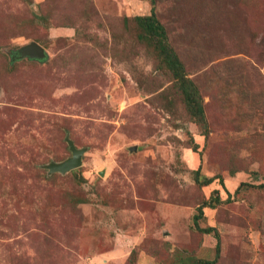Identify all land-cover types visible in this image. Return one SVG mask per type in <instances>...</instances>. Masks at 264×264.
I'll return each instance as SVG.
<instances>
[{"label":"rangeland","instance_id":"374dc122","mask_svg":"<svg viewBox=\"0 0 264 264\" xmlns=\"http://www.w3.org/2000/svg\"><path fill=\"white\" fill-rule=\"evenodd\" d=\"M263 182L264 0H0V264H264Z\"/></svg>","mask_w":264,"mask_h":264},{"label":"trees","instance_id":"16d2710c","mask_svg":"<svg viewBox=\"0 0 264 264\" xmlns=\"http://www.w3.org/2000/svg\"><path fill=\"white\" fill-rule=\"evenodd\" d=\"M133 20L138 24V26L141 28V30L146 36H149L152 40L155 41L154 47L157 50V52L164 57L166 64L178 63L177 58L173 53V50L165 42L166 36L163 28L161 27V25H159L156 22L155 18L151 14L133 16ZM178 86L181 92L183 93L186 106L191 110V112L200 113L199 105H197V103H195L194 100L192 99L193 91L188 90V88L191 87V84L185 79H180V83ZM205 182L206 183L210 182V179H207ZM259 185H264V182ZM198 214H200V209L197 215L196 214L193 215V218H196ZM212 230L213 228L210 226L202 228V232L204 233H209ZM213 233L217 243L218 240L217 234L215 232ZM192 264H212V260L197 259Z\"/></svg>","mask_w":264,"mask_h":264},{"label":"water","instance_id":"95a60500","mask_svg":"<svg viewBox=\"0 0 264 264\" xmlns=\"http://www.w3.org/2000/svg\"><path fill=\"white\" fill-rule=\"evenodd\" d=\"M38 58L41 59L44 57L43 48L34 41L21 46L15 55V58ZM68 142V141H67ZM68 148L70 150V156L65 159L55 162L49 165V170L65 172L71 169L76 168L80 163V154L81 150L73 146L72 143L68 142Z\"/></svg>","mask_w":264,"mask_h":264}]
</instances>
